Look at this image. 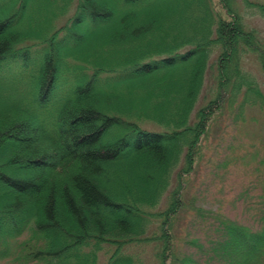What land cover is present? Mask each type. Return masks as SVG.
Segmentation results:
<instances>
[{
	"label": "trees",
	"instance_id": "1",
	"mask_svg": "<svg viewBox=\"0 0 264 264\" xmlns=\"http://www.w3.org/2000/svg\"><path fill=\"white\" fill-rule=\"evenodd\" d=\"M7 1L0 6V262L99 264L110 245L106 264H136L123 248L155 241L159 264H264V183L256 184L264 166L237 181L239 197L210 209L184 199L183 175L173 184L181 163L189 173L201 158V134L223 93L262 95L239 66L241 45L255 35L235 10L211 0H76L66 24L35 30L25 27L28 7ZM256 5L264 16V3ZM114 17V29L89 38L92 23ZM215 45V93L195 110ZM117 75L152 85H121ZM211 170L204 188L225 184L216 178L221 167ZM183 207L188 219L177 236ZM190 239L198 257L180 254Z\"/></svg>",
	"mask_w": 264,
	"mask_h": 264
},
{
	"label": "rangeland",
	"instance_id": "2",
	"mask_svg": "<svg viewBox=\"0 0 264 264\" xmlns=\"http://www.w3.org/2000/svg\"><path fill=\"white\" fill-rule=\"evenodd\" d=\"M14 1L16 2L17 0ZM75 1L63 13H60L61 6H65L67 0H18L17 3L18 6L28 7L23 16L25 27L38 30L50 21V24H53L55 28L66 24L75 14V7L77 6ZM259 3H264V0H211L210 3L211 6H217L218 9L220 6H231L235 10L231 14L240 19L245 29L254 32V40L251 41L250 37H247V40L251 42H248L247 45L244 43L241 45L239 66L241 71L256 82L262 95H246L245 88L236 95H231V92H224L222 99L219 101L221 108L216 111V117L210 122L211 127L208 130V135L201 134L204 146V149H201V158L195 162L194 169L189 173L186 171L188 166L186 162L184 164L181 163L175 170L173 184L176 183L178 173H180V177L184 176L180 190L183 192L184 199L190 200L194 198L196 203L202 205L204 209L216 207L217 201L221 200L226 203L239 197L241 185L236 184L237 181L250 178L254 174V168L260 167V169H263L264 166V62H262L264 55V16L258 9V5H256ZM0 4V6H11L12 2L0 0ZM157 4L158 0H153L145 4V6H158ZM233 20H235L234 17ZM116 24V17L103 24L94 25L92 23L91 26L95 29L89 34V38L100 37L104 32L114 29ZM71 33L72 29L71 32H66L68 38L73 37ZM59 37H63L62 32H59ZM248 45L256 49H249L251 47ZM219 54L220 46L215 45L195 110L205 104L215 93V75L217 74L215 68L217 61L219 63ZM126 74L124 73V75ZM121 76L123 75L116 76L117 83L121 85L127 81H132L131 84H141L142 86L152 85L142 79H122ZM146 123L148 126L159 128L153 122ZM205 165L208 166L207 168H212L211 171H216L217 167L220 166L221 170L217 173L216 178L218 179V176H222L219 181H226L225 184L215 185L214 188H204L205 181L203 176L207 174ZM261 183H264V178L256 179V184L260 185ZM256 184H252L255 186L252 191L257 189L259 194H261L262 191L257 188ZM234 186L237 187L235 191H233ZM254 194L256 193H251L249 197H257L258 193ZM261 196H264V194ZM230 209L233 210L236 218H241L239 215L240 210L236 204L232 205ZM187 219L188 214L183 207V211L173 225L174 232L178 234L177 236H183L185 233ZM186 233L192 235L189 230H186ZM194 237L192 236L193 242L195 240ZM192 245L191 239L186 244H180V254L185 256L188 250L198 257L197 249H194ZM112 249V246L105 245L104 249L99 252V264L107 263ZM159 250L158 242L155 241L128 244L123 248L124 252L133 254L136 257V264H159ZM0 264L13 263L11 261L7 263L1 261Z\"/></svg>",
	"mask_w": 264,
	"mask_h": 264
}]
</instances>
